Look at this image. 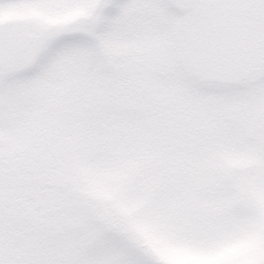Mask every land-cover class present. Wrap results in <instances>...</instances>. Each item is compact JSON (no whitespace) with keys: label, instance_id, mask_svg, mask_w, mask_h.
<instances>
[{"label":"snow or ice","instance_id":"obj_1","mask_svg":"<svg viewBox=\"0 0 264 264\" xmlns=\"http://www.w3.org/2000/svg\"><path fill=\"white\" fill-rule=\"evenodd\" d=\"M0 264H264V0H0Z\"/></svg>","mask_w":264,"mask_h":264}]
</instances>
